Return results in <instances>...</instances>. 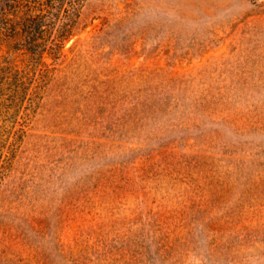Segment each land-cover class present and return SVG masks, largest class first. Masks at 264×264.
Instances as JSON below:
<instances>
[{
	"label": "rangeland",
	"instance_id": "1",
	"mask_svg": "<svg viewBox=\"0 0 264 264\" xmlns=\"http://www.w3.org/2000/svg\"><path fill=\"white\" fill-rule=\"evenodd\" d=\"M71 6L0 35V264H264V0Z\"/></svg>",
	"mask_w": 264,
	"mask_h": 264
},
{
	"label": "trees",
	"instance_id": "2",
	"mask_svg": "<svg viewBox=\"0 0 264 264\" xmlns=\"http://www.w3.org/2000/svg\"><path fill=\"white\" fill-rule=\"evenodd\" d=\"M83 2L85 0H0V30L3 31L0 35L7 41L21 43L26 52L43 55L46 18L65 4L75 7ZM73 31L74 23H64L59 38L66 40Z\"/></svg>",
	"mask_w": 264,
	"mask_h": 264
}]
</instances>
